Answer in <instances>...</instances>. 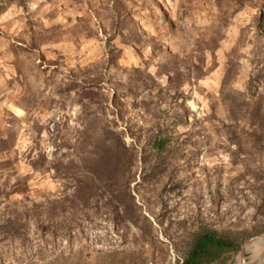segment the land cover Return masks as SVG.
Returning <instances> with one entry per match:
<instances>
[{
	"label": "rangeland",
	"instance_id": "rangeland-1",
	"mask_svg": "<svg viewBox=\"0 0 264 264\" xmlns=\"http://www.w3.org/2000/svg\"><path fill=\"white\" fill-rule=\"evenodd\" d=\"M0 8V264H184L204 231L242 264L264 237V0Z\"/></svg>",
	"mask_w": 264,
	"mask_h": 264
},
{
	"label": "trees",
	"instance_id": "trees-1",
	"mask_svg": "<svg viewBox=\"0 0 264 264\" xmlns=\"http://www.w3.org/2000/svg\"><path fill=\"white\" fill-rule=\"evenodd\" d=\"M240 247V243L231 236L204 231L196 237L184 264H226L228 256L239 252Z\"/></svg>",
	"mask_w": 264,
	"mask_h": 264
},
{
	"label": "bare ground",
	"instance_id": "bare-ground-1",
	"mask_svg": "<svg viewBox=\"0 0 264 264\" xmlns=\"http://www.w3.org/2000/svg\"><path fill=\"white\" fill-rule=\"evenodd\" d=\"M258 240H260L259 242H256V241H258ZM264 242V237H261V238H259V239H256L255 241H253L250 245H248L247 247H246V250H248L249 249V247L253 244V245H255V244H259V243H263ZM260 257H263L264 258V247L262 248V250H261V253H260ZM241 261H242V264H245V258L242 256V258H241ZM241 264V263H240Z\"/></svg>",
	"mask_w": 264,
	"mask_h": 264
},
{
	"label": "water",
	"instance_id": "water-1",
	"mask_svg": "<svg viewBox=\"0 0 264 264\" xmlns=\"http://www.w3.org/2000/svg\"><path fill=\"white\" fill-rule=\"evenodd\" d=\"M261 238V237H259ZM259 238H256V239H259ZM256 239L252 240L251 242L255 241ZM245 252H246V246L242 247L241 249V253H242V256L245 257Z\"/></svg>",
	"mask_w": 264,
	"mask_h": 264
}]
</instances>
